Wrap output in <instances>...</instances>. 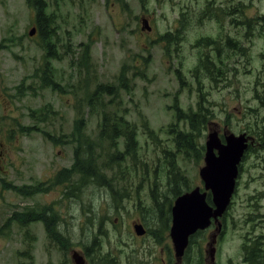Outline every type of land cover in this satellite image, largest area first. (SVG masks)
Segmentation results:
<instances>
[{
	"label": "rangeland",
	"instance_id": "obj_1",
	"mask_svg": "<svg viewBox=\"0 0 264 264\" xmlns=\"http://www.w3.org/2000/svg\"><path fill=\"white\" fill-rule=\"evenodd\" d=\"M250 1L62 0V17L56 26L59 28L58 40L51 47L55 57L48 58L50 48H45L43 42L37 43L30 35L36 24L35 11L26 0H0V264H73L72 248L83 251L85 247H90L91 259H88L94 264L109 262L102 257L105 254L115 264H161L167 254L171 255L172 213L170 222L164 224L150 222L153 219L147 217L154 208L151 191L158 186L160 190H169L167 167L171 161L162 153L165 149L176 151L169 129L178 121L171 106L175 95L179 94L181 107L187 111L189 107L197 110L199 95L196 89L202 88L205 95H210L212 102L206 103L211 106L214 117V112L221 113L218 108L213 109L218 103L215 102L216 91L229 90L227 86L216 85L202 73L203 81H197L191 91L184 90L180 88L175 70L180 64L187 84L192 83L189 70L199 63L203 52L204 63L210 69L213 66L216 70L217 64L232 73L229 84L233 95L223 97L228 101V97L235 95L231 105H234L233 111L238 113L240 103L246 106L247 98H253L250 89L244 90L249 81L243 73L247 64L251 68L247 41H226L223 36L230 26V34L236 33L239 37L240 31L247 32V25L242 27L239 20H251L264 13V0H253V5L242 3ZM220 4L226 8L235 5L236 11L242 10L235 15L236 23L231 22L233 15L220 12L218 18L216 13H211L213 9L217 12ZM143 18L147 19L150 29H143ZM262 26L253 27L264 35ZM176 30L179 31L173 34L175 42L168 43L171 50L166 51L164 44L153 41ZM199 40L201 46L197 45ZM88 43L93 64L91 70L95 71L99 83L115 86L123 66L127 65V77L122 81V86L126 83V87L117 94L104 93L98 101L89 100L95 85L92 81L88 94L84 89V70L81 74L78 71V59ZM182 47L184 53L176 55L174 48ZM218 49L224 58L221 64L217 60ZM263 50L264 40L253 41L251 56L257 66L261 64ZM45 71L47 74L53 72L62 88L42 86L41 76ZM257 109L259 116L251 113L249 122L262 121L264 108L260 105ZM104 113L124 115L136 123L138 129L137 160L126 157L122 165L112 171L106 170L109 179L115 176L118 180L116 189L119 191L90 181L80 183L79 190L76 174L68 181L56 183L54 175L73 163L75 143L71 141L74 140L76 121L83 118L84 132L101 142L99 123ZM144 119L159 134V142H152L144 132ZM31 127L34 129L27 132ZM211 128L214 129L213 124L200 138L201 144H205L204 152ZM46 133L59 138L58 143L50 140ZM102 143L109 146L105 139ZM124 146V137H121L118 148L123 150ZM260 154H250L243 160L238 189L224 216L190 237L197 245H192V252H186L187 258L181 264H196L199 260L204 264H244L242 246L247 239L261 234L264 240V153ZM204 156L205 153L201 157L175 155L177 166L174 170L185 178L184 182L177 179L175 189L184 187L185 193L196 186L204 187L199 175L200 168L205 165ZM258 161L260 165L254 166ZM5 183H9V187ZM28 186L36 191L23 195V187ZM169 195L172 199L175 197ZM27 210L35 213L45 210L46 214L47 211L50 214L56 212L58 228L65 231L61 230L70 244L64 247L50 235L48 237L44 221L35 220L25 225L16 220L8 221L15 211ZM137 222L144 225V235H137L134 228ZM224 224L227 225L226 232L220 238L217 228L222 231ZM116 228H121L123 244L119 246ZM157 228L159 235L154 233ZM213 239L217 242L214 259L210 251L205 253V247L209 249L207 243ZM199 242L202 244L198 245ZM200 246L204 247L202 257Z\"/></svg>",
	"mask_w": 264,
	"mask_h": 264
},
{
	"label": "trees",
	"instance_id": "obj_2",
	"mask_svg": "<svg viewBox=\"0 0 264 264\" xmlns=\"http://www.w3.org/2000/svg\"><path fill=\"white\" fill-rule=\"evenodd\" d=\"M26 3L35 11V22L39 28V36L43 42L42 45L45 48H47V46L50 48L48 50L47 57H55L54 54H52L51 47L54 46L58 40L57 31L59 28L52 27V25L58 24L61 20L62 0H26ZM164 39H166V42L170 44L175 42L176 36H173L171 33H167L165 35H160L157 41L163 42L165 41ZM90 43H88L86 46V51H84L78 59V71L79 74H81V71L84 70V89L86 92H88V94L92 88L90 84L93 81L95 88L92 92V95H89V100L98 101L102 94H117L119 93L120 89L126 87V83L122 86V81H125L127 77V65L123 66L120 72V78L118 79L115 86L99 83L95 71L91 70L93 69V64L90 61ZM84 53L85 55H83ZM179 65L178 69L175 70V73L177 72L180 88L191 91L193 89V85L195 86L197 81H203V78L200 74V64L197 63L192 69L189 70L193 78L192 83L189 84H187L188 81L186 76L180 69ZM36 75L38 74L36 73ZM209 77L212 79V75H209ZM41 81L42 86H51L54 89H56L57 86L62 88V86L53 77V72L51 74H47L46 71L42 72ZM201 90L202 88L196 89V92H198L199 95V100L197 101V110H194L192 107H189L188 111L185 110L179 103V94L175 95L174 104L171 107L175 110V117L177 118L178 122L171 125L169 132L170 134H173V145L176 147V151L165 149L162 153L171 161L170 165L167 167L169 190L167 192L160 190V187L158 186L156 189L151 191V198L154 201V208H152V210H147V212L151 210V215L147 216L148 219H153L150 220V222L154 221L157 224H159V222H162L163 224L170 222L173 199H175L176 196L182 194L185 190L184 187L175 189L177 187V179L179 180L181 178L183 182L185 180V178L181 177L179 171L174 170L177 166L175 155L181 153L186 154L187 156L188 154H194L195 156L197 155L201 157V155L205 153V144H201L200 138L202 137L203 131L212 124L213 111L211 106L207 105L206 103V101L212 102L209 100L210 95H205ZM58 91L62 92V90L59 89ZM199 91L201 92L199 93ZM41 114H43V112H41ZM99 127V137L101 142L97 141L95 138L87 135L84 132L83 118H80L76 121L75 130L73 132L74 140L71 141L75 143L73 148V163L70 167H64L62 170L58 171V174H56L55 178L53 179L56 181V183L68 181L71 179L70 177L73 174H76L79 176V182L77 185L79 190L81 189L80 183L85 184L88 183V181H90V183L97 182L100 186H108L110 190L116 189L118 180L115 179V176L109 179L106 170L112 171L117 166L122 165L126 157H133L135 160H137L136 154L139 146L137 125L136 123L127 120L124 115L119 116L117 114L104 113L101 116ZM142 127L144 128L146 135H148L153 140L152 142H159V134L150 128L145 119L142 123ZM32 129H34V127L28 128L27 132ZM46 136L49 137V139L54 143H58L59 141V138L49 133H46ZM121 137H124L125 146L123 150L118 148V141ZM104 139L108 141L109 146H105L104 143H102L104 142ZM107 158L109 159L108 161ZM69 175L71 176L69 177ZM173 183H175L174 186H172ZM156 184H158V182ZM5 185L9 187V183H5ZM22 190L24 191V193H22L23 195L32 194L36 191V189L32 186L23 187ZM116 191L119 190L116 189ZM169 194L173 196L175 195V197L172 199ZM207 199L208 202L212 204V198ZM58 217L59 216L56 212L50 214L49 211H47L46 214L45 210L39 213L27 210L21 212L15 211L13 216L9 217L8 221L16 220L20 224L25 225L31 221H39L44 219L47 229L51 233L56 232V230L60 231L58 228ZM154 233L159 235V228L155 229ZM51 238L64 247L68 246V239L63 234L60 235L56 233L55 235H51ZM262 243L263 242L260 236H258V238L253 241L256 260L252 262V264H264L262 259V257L264 258V246ZM193 244H196V241L194 238H191L189 246H192Z\"/></svg>",
	"mask_w": 264,
	"mask_h": 264
},
{
	"label": "flooded vegetation",
	"instance_id": "obj_3",
	"mask_svg": "<svg viewBox=\"0 0 264 264\" xmlns=\"http://www.w3.org/2000/svg\"><path fill=\"white\" fill-rule=\"evenodd\" d=\"M242 3H245L246 5L255 4V3H253V0H251L249 3H246V2H242ZM217 9H218L217 12H214V9H213L211 11V13H214V14L216 13L218 15V18L220 17V12H222L223 14H227L229 16L233 15L234 18L231 20L232 23H236L235 15L238 12L242 13L241 9H238L239 11H236L237 8L235 5L233 7L226 8L225 6H223V4H220ZM252 12H254V10ZM239 21H241L240 23L243 24L242 27H245L247 25L245 27V30L247 32L243 33V31L242 32L240 31L239 37L236 35V33L234 35H231L230 32L232 31V27L229 26L224 33L223 40H226V41L232 40L234 42H240V43L247 41L246 47L248 49V57L250 58L251 68L247 64L246 68L244 70V73H243L244 76L248 77V81H249V84L247 86H245L246 89H244V90L246 91V90L250 89L252 91L253 98L252 97L247 98L246 106H244V105H242V103H240V105H239L240 109L238 110V113H236L233 111L234 105L231 107V105L233 103V98L235 97V95L228 97V101H226L225 98L223 97L225 94L233 95L232 92H234L233 88L229 84V81L233 77L232 73H230V70H227V71L223 70L221 68V66H216L217 64H215V67H218L216 70H214L213 66L210 69V67L206 63H204L205 62V54L203 52L201 53L199 60H198V62H199L198 64H200V66H201L200 73H202L203 76L210 78L209 75H212L211 80L216 85L229 87V90L227 92H217L216 91L217 98L215 99V102H218V103L213 106V109L218 108L221 111V113L219 115H217L214 112V117L212 119V124L214 125V131L218 134V137H219L221 143H226L227 137L231 134H234L235 136H242L243 139H245V141H246L245 143H246L247 147H246L244 153L242 154V156L239 160V163H238V177L236 179L235 192L238 189V183L240 181L239 177H241L240 172L242 174V170L244 169L243 160L246 159L248 157V155H250V154H255L256 156H260V155H262V154H260V152L264 153V116L262 118V121L256 120L254 122H249L250 119H252L251 113L255 112L256 113L255 115L259 116L260 110H258L257 108L260 107V105L262 108H264V50L261 51V53H260L261 58H262L260 66L256 65L255 59H253L251 56V46L253 45V41L264 40V35L259 34L260 33L259 29H257V27H253L254 25H263L262 27L264 28V13L260 14V16H257L256 18H252L251 20L249 19L247 21H243V20H239ZM181 24H184V23L181 22ZM224 25H225V22H224ZM34 26L36 27V34L32 37V39L35 38L37 40L36 42L40 43V42H42V40L40 39V36H39V28L36 24ZM56 26H57V24L52 25V27H56ZM224 28H225V26H224ZM178 31L179 30H176V32H166L162 35H165L167 33H171L172 35L177 34ZM158 38L159 37H156L153 41L164 44L165 49L167 48L166 51L171 50L168 47V43L166 42V39H164L165 41H163V42H159V41H157ZM207 39L210 41L216 42V40H213V39L211 40L210 38H207ZM201 43H202L201 40H199L197 45L201 46L202 45ZM174 52L176 55H181L182 53H184L183 47L181 49L174 48ZM226 58H229V56H226ZM217 60L220 64L224 61V58H223L222 53L220 52V49H218ZM206 69L208 70L207 75H205ZM252 69H254V71H251ZM213 71H214V73H213ZM202 87H203V84H202ZM250 102H255L257 104L250 106V104H249ZM235 109H237V108L235 107ZM234 121L236 124L233 123ZM1 145H2V143H0V148H1ZM217 152L218 151L216 150V153ZM1 153H2V151L0 149V155H1ZM216 155H218V154H216ZM263 159H264V156H263ZM258 165H260L259 161L254 163V166H258ZM67 167H69V166H67ZM146 170H147V168H146ZM56 174H58V173H56ZM56 174L54 175V178H55ZM73 175L72 176L69 175V177L71 176L70 178H72ZM207 198H212L210 193H208ZM73 204H71V205H73ZM39 221H44V223H45L44 219H41ZM137 223H140V222H137ZM45 226H46V223H45ZM226 228H227V225L224 224L223 230L220 231V233H221L220 238L223 237L224 233L226 232ZM46 229H47V226H46ZM61 230H62V228H61ZM61 230L60 231L56 230V232H51V233L48 231V229L46 231H48L47 232L48 237H49V235L51 237V235H55L56 233H58L60 235H62L63 232L65 233V231L62 230L63 231L62 232ZM115 231H116L115 233L119 237V239L116 241L117 245L119 246V245L123 244L122 238H121V228H116ZM151 234H153V233L151 232ZM258 236H260L262 239V235L259 234V235L253 236L251 238L248 237V238H250V239H247L248 242L243 244V246H242L243 252H244L243 255L245 254L243 257L244 264H252V262H254L256 260V254L254 253V248H253V241L255 239H257ZM67 239H68V245H69L70 240H69V238H67ZM190 240H191V238H190ZM262 242H263L262 244L264 246V240L263 239H262ZM216 243H215V245H216ZM71 244H72V242H71ZM110 244H111V241H110ZM189 244H190V241H189ZM201 244L202 243L199 242L198 245H201ZM207 246L210 249V242L207 243ZM244 246H246V247H244ZM155 247H157V246H155ZM173 249L174 248L172 247L171 255L167 254V259L166 258L162 259L161 264H181L183 259L186 260V258H187L186 252H188V251L192 252V250L194 248L192 246H188V248H186L185 253L182 256V259L180 261L176 258V255H175ZM198 249H199V253L201 252V257L204 256V255H202L204 247L200 246ZM209 249L207 247H205V253L209 252L210 251ZM73 250L79 251V253L84 256V259H85L84 264H94L93 263L94 261L93 262L89 261V259H91L90 258V252H91L90 247L82 248L83 251H80L76 248H72V250L70 251L71 252L70 254H71V257L73 260V264H76V262L74 261L73 256H72ZM160 252L161 251L158 249V253H160ZM99 253L101 255L100 248H99ZM102 257L105 258L106 260H108L109 262H106V261L100 262L99 261L96 264H115L112 262V258H109L108 255L105 254ZM205 257H206V259H208L207 256H205ZM173 259H175V260H173ZM262 259H263V263H264V258L262 257ZM119 264H123V263H119ZM126 264H131V263L128 262ZM196 264H204V263H202L199 260L198 262H196ZM206 264H208V263H206ZM211 264H213V262H211Z\"/></svg>",
	"mask_w": 264,
	"mask_h": 264
},
{
	"label": "water",
	"instance_id": "obj_4",
	"mask_svg": "<svg viewBox=\"0 0 264 264\" xmlns=\"http://www.w3.org/2000/svg\"><path fill=\"white\" fill-rule=\"evenodd\" d=\"M146 27L150 29L147 19L143 18V29ZM35 34L36 27L33 26L30 35ZM246 147L242 136L231 134L227 137L226 143H221L218 134L213 128L210 129L206 141L205 165L199 171L204 187L196 186L195 189L179 195L171 209L170 237L179 261L189 245L190 237L197 231L209 227L213 220L218 221L224 216L235 192L238 163ZM208 193L212 196V204L207 200ZM134 228L138 235L146 233L142 223H135ZM217 229L221 231L219 227ZM215 243L216 240L213 239L209 249L213 259L216 253ZM72 256L76 264L85 263L84 256L79 251L73 250Z\"/></svg>",
	"mask_w": 264,
	"mask_h": 264
}]
</instances>
